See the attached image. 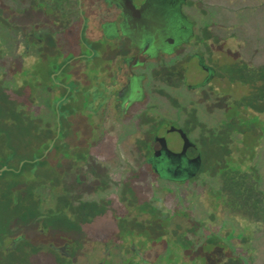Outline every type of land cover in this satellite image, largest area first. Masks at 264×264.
I'll use <instances>...</instances> for the list:
<instances>
[{"label":"rangeland","instance_id":"1","mask_svg":"<svg viewBox=\"0 0 264 264\" xmlns=\"http://www.w3.org/2000/svg\"><path fill=\"white\" fill-rule=\"evenodd\" d=\"M185 1L183 13L199 43L178 46L175 56L148 66L149 80L172 75V83L148 82V95L157 102L175 97L183 112L186 97L198 95L183 86L184 79L197 85L203 77L190 56L197 50L225 79L224 88L211 86L215 98L203 92L213 100L210 117L219 115L221 105L233 112L232 104L261 117L241 128L255 149L259 194L254 198L247 178L227 190L245 197L234 202V211L258 221L257 264H264V140L255 141L256 126L264 122V0ZM105 9L97 0H0V264H87L80 260L81 241L99 220L91 209L84 210L90 219L80 214L79 146L91 138H80V121L92 118L95 103L107 99L118 59L133 52L129 41L103 40ZM213 23L220 25L215 33ZM209 32L212 43L205 39ZM198 103V113L206 110L204 101ZM207 158L219 161L209 152ZM17 237L24 240L11 248ZM64 244L70 257L55 250Z\"/></svg>","mask_w":264,"mask_h":264},{"label":"flooded vegetation","instance_id":"2","mask_svg":"<svg viewBox=\"0 0 264 264\" xmlns=\"http://www.w3.org/2000/svg\"><path fill=\"white\" fill-rule=\"evenodd\" d=\"M97 1L106 6L103 40L129 41L133 52L118 59L107 99L95 103L92 118L80 121V138L91 137L79 146L80 214L90 219L84 210L91 209L99 220L81 241L80 260L87 264H257L262 257L258 221L242 218L241 209L234 211V202L245 197L234 191L229 195L227 187H237L247 178L254 198L259 194L255 149L248 146L241 128L255 126L261 117L246 112L250 107L243 104H232L233 112L221 105L219 115L210 117L208 105L213 100L203 92L208 90L215 98L217 91L211 86L221 83L224 88L225 79L197 50L190 56L203 79L197 85L184 79L183 86L198 95L186 97L183 112L178 111L181 101L175 97L174 101L159 98L163 102L149 97L148 82L172 83V75L158 73L149 80L148 66L164 55L175 56L178 46L199 43L183 13L185 0ZM127 1L136 10L127 9ZM211 35L205 39L212 43ZM239 73L243 77L244 70ZM161 76L168 79L161 81ZM199 100L206 107L200 113ZM256 128L255 141L264 140V122ZM208 152L219 161L208 159ZM23 240L14 238L11 248ZM55 250L70 257L66 244Z\"/></svg>","mask_w":264,"mask_h":264},{"label":"water","instance_id":"3","mask_svg":"<svg viewBox=\"0 0 264 264\" xmlns=\"http://www.w3.org/2000/svg\"><path fill=\"white\" fill-rule=\"evenodd\" d=\"M126 8L130 9V10H136V8L134 7L132 1H127L126 2ZM202 63L204 64V62L202 61ZM201 63V65H202ZM207 69V68H206ZM58 251H61V249H57Z\"/></svg>","mask_w":264,"mask_h":264},{"label":"trees","instance_id":"4","mask_svg":"<svg viewBox=\"0 0 264 264\" xmlns=\"http://www.w3.org/2000/svg\"><path fill=\"white\" fill-rule=\"evenodd\" d=\"M213 25H214V26H213V29H215V31H213V33H215V32L217 31L216 26L220 27V25H216V23H213ZM210 31H211V30H210ZM227 38H228V37H227ZM227 38H226V39H227Z\"/></svg>","mask_w":264,"mask_h":264}]
</instances>
